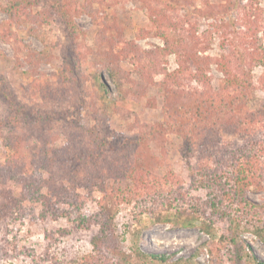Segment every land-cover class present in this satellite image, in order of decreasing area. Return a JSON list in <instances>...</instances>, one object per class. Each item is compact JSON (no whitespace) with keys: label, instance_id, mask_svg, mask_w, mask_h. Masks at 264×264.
<instances>
[{"label":"rangeland","instance_id":"374dc122","mask_svg":"<svg viewBox=\"0 0 264 264\" xmlns=\"http://www.w3.org/2000/svg\"><path fill=\"white\" fill-rule=\"evenodd\" d=\"M31 1L30 19L21 15L12 22L4 11L10 0H0V164L14 177L0 183V208L5 207L0 213H9L0 225V264H78L80 258L92 253L91 241L99 227L77 230L66 218L43 219V202L21 201L19 218L13 220L17 217L13 199L21 200L23 182L36 177V171L43 176L47 189L64 186L78 195L87 214L98 213L100 204L116 214L110 240L103 247L108 264H213L216 257L211 247L219 242L225 223L217 222L207 234L195 220L192 226L174 219L157 222L152 213L156 211L154 196L141 200L138 187L123 176L132 165H141L161 178L171 174L176 187L190 184L188 161L182 153L184 139L171 128H161L170 109L165 97L169 89L164 83L166 76L151 70L146 74L145 93L116 108L113 99L118 88L108 72L103 71L102 78L112 96L103 93L95 78L96 72L102 71L104 54L112 47L96 42L97 35L104 34L121 36L144 51L164 47L153 19L161 22L165 18L173 20L180 30L197 31L207 56L216 58L224 53L223 42L232 49L239 45L244 31L240 17L245 12L233 9V0ZM251 1L243 0L242 5ZM255 1L264 9V0ZM89 6L96 23L85 13ZM72 23L78 28L77 35ZM141 32L150 36L141 38ZM120 48L115 46L113 51L119 54ZM167 59L160 67L170 73L177 70L176 56ZM123 67L132 74L130 63H123ZM263 74L260 67L253 71L255 86ZM208 76L210 85L197 88L207 94L222 93L224 75L216 64L210 65ZM184 83L179 79L176 87H188L194 98L196 83L193 87L182 86ZM184 90L178 94L180 98L190 96ZM263 100L264 92L257 88L245 109L257 113ZM103 106H107L106 114L101 111ZM229 137L225 139L235 138ZM47 189L44 194L50 198ZM191 195L195 198L192 203L206 199L203 190ZM248 198L261 205L264 191L251 189ZM147 208L150 211L141 215ZM64 230L69 234L62 236ZM51 232L58 240L48 250L49 257L46 233ZM241 238L249 241L251 249L238 252L227 242L229 246L222 249L228 255L231 251V258H235L228 264H255L254 257L264 261V240L249 232L237 236V240ZM153 256H163L167 261L161 263Z\"/></svg>","mask_w":264,"mask_h":264},{"label":"trees","instance_id":"16d2710c","mask_svg":"<svg viewBox=\"0 0 264 264\" xmlns=\"http://www.w3.org/2000/svg\"><path fill=\"white\" fill-rule=\"evenodd\" d=\"M10 2L4 11L12 22H16L21 15L30 19L28 10L32 6L31 0ZM231 3L234 5L233 9L242 8L245 12L240 17L244 23V31L235 49L224 42L221 44L224 53L220 57L207 56L204 42L196 37L197 31L191 33L180 30L178 24L165 18L161 22L160 19H153V26L158 28L157 36L163 39L164 47L156 46L152 51H144L135 44L125 42L121 36L110 38L104 34L97 35L99 38L96 42L98 45L108 43L112 47L111 51L104 54L102 71H97L95 78L103 93L112 96L108 84L102 78L103 71L108 72L118 88V95L113 99L116 108L123 107L128 104V100H136L145 93L146 74L152 72L151 70L166 76L164 83L168 84L169 89L166 90L165 97L170 109L166 113V123L161 128H171L184 139L182 153L188 161L190 184L187 188L176 187L172 183L171 174L161 178L141 165H132L129 173L123 176L135 183L141 200L147 201L154 196L156 211L152 213L157 222H169L174 219L175 222L192 226L191 222L195 220L200 222V230L207 234L213 232L217 222L225 223L226 227L219 242L211 247V253L216 257L213 264L235 261V258L230 256L231 251L228 255L222 249L228 245L227 242L235 246L238 252L251 249L249 241L245 238L237 240V236L243 232L252 233L264 240V203L258 205L248 198L251 189L264 191V100L257 113H250L247 107L245 109L247 100L249 101L257 88L264 92V74L259 79L258 86L254 85L252 75L258 67L264 70V9L255 0L246 5H242L243 0H233ZM85 13L97 22L91 6ZM215 28L218 26L213 29ZM72 29L73 34L77 35L78 28L74 23ZM147 36H150V33L141 32V38ZM204 37H208L207 33ZM115 46H121L119 54L113 51ZM131 54L136 56L129 60ZM169 55H175L178 64V69L171 73L168 69L160 67L167 64ZM126 62L134 67L132 74L124 69L123 63ZM212 63L216 64L224 75L223 92L215 95L207 94L203 88H197L198 85H210L208 74ZM179 79L185 81L182 86L193 87L192 83H196V87H193L195 94L197 93L194 98L188 87H176ZM184 89L188 90L187 94L190 96L180 98L178 94ZM101 111L106 114L107 106H103ZM229 136L235 138L225 139L230 138ZM194 157L195 162L192 163L191 158ZM36 172V177L31 181L23 182L25 191L21 200L12 198L17 214L13 220L19 218L21 201L31 199L45 205L41 216L43 219L66 218L77 230H90L92 226L97 225L98 234L91 241L92 253L80 258L78 264H108V255L103 252V247L110 240L116 214L111 213L104 204H100L98 213L87 214L78 195L69 192L64 186L47 189L43 176ZM11 176V171H7L4 165L0 164V183L14 178ZM44 189L49 191L50 198L44 194ZM201 190L206 191V199H198L197 203H192L195 200L191 195L192 191ZM117 192H120V189H117ZM161 201L163 206V202L166 203L164 210L161 209ZM4 208L1 206L0 209ZM171 210L173 214L169 213ZM147 211L150 209L142 211L141 215ZM11 215L13 218L14 213ZM6 216H9V213H0V225L7 219ZM68 234V230L61 232L62 236ZM56 236V233H46V255L49 257L48 250L58 240ZM143 256L146 257L144 254ZM225 256L227 260H224ZM152 258L161 263L167 261L163 256ZM254 258L255 264H264V261ZM124 264L130 263L127 261Z\"/></svg>","mask_w":264,"mask_h":264}]
</instances>
